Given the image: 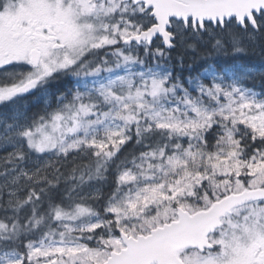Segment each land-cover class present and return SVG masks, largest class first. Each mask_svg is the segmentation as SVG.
Instances as JSON below:
<instances>
[{
  "label": "snow or ice",
  "instance_id": "obj_1",
  "mask_svg": "<svg viewBox=\"0 0 264 264\" xmlns=\"http://www.w3.org/2000/svg\"><path fill=\"white\" fill-rule=\"evenodd\" d=\"M0 264H264V0H0Z\"/></svg>",
  "mask_w": 264,
  "mask_h": 264
}]
</instances>
